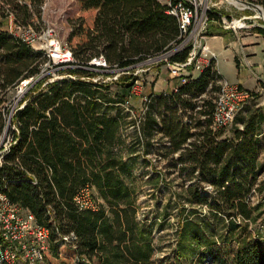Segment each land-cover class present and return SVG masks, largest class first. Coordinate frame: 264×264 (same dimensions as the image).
<instances>
[{"label":"trees","instance_id":"trees-1","mask_svg":"<svg viewBox=\"0 0 264 264\" xmlns=\"http://www.w3.org/2000/svg\"><path fill=\"white\" fill-rule=\"evenodd\" d=\"M43 1L31 0V6L40 11ZM249 1L264 8V0ZM79 4L82 14L71 20L66 37L78 65L102 55L109 67L133 72L144 59L167 50L178 34L176 18L166 13L159 0H79ZM0 10L2 19L11 11L17 21L15 15L23 12V24L30 16L29 7L16 0H0ZM2 19L0 103L22 79L36 76L41 62L40 53L6 31ZM185 56L182 51L171 60ZM65 71L73 77L43 87V81H38L29 89L23 106L13 114L9 146L0 155V191L50 230L47 264H154L153 237L136 219L131 165L137 146L143 152L150 150L155 132L167 138L168 155L178 152L177 157L168 158L170 167L181 181H191L182 187V194L189 201L206 204L208 210L199 212L200 220L216 218L231 225L237 219L244 223L258 216L251 196L258 180L256 134L263 117L251 115L241 129L235 127L231 136L220 137L221 128L211 126L212 92L221 77L213 63L177 92L150 96L140 127L147 140L140 142L136 136L128 147L121 138L126 117L121 104L135 75L122 74L119 93L111 95L102 91V87L108 90L107 83L81 79L95 72L82 67ZM180 111L190 123L183 121ZM4 126L0 113V134ZM192 127L198 131L191 133ZM205 183L212 185L209 197L202 193ZM260 185L264 187V179ZM85 186L96 199L95 210L79 209L73 201ZM193 214L188 211L181 218L177 257L183 256L181 245L187 239L191 245H200L194 220L199 215ZM71 233L73 242L63 240ZM216 264H264V247L258 240L240 238L229 259Z\"/></svg>","mask_w":264,"mask_h":264},{"label":"rangeland","instance_id":"rangeland-1","mask_svg":"<svg viewBox=\"0 0 264 264\" xmlns=\"http://www.w3.org/2000/svg\"><path fill=\"white\" fill-rule=\"evenodd\" d=\"M44 1L45 6L43 9L39 8L40 11H38L37 7L31 6V0L30 6L25 4L30 9L27 24H23V21L26 20L23 12H18L15 15L18 21L14 20L20 24L22 23V25H31L37 29L49 25L55 29L59 39L66 43V37L71 28V20H75L77 16L82 14L79 0ZM213 1L216 3L215 8L221 13L225 23H230L231 20L245 15L248 27L241 31L240 35L242 37L248 35L256 37L259 34L263 47V50L256 55L248 54L247 50L240 48L239 51L241 52L238 51L236 53V60L234 61L230 50L217 53L209 46L216 52L218 67L227 80L234 81L238 76L247 74V88H245L252 94L250 101L236 113L233 121L221 128L222 135L220 137L231 136L235 127L241 129L244 121L251 115L263 117L256 134L257 146L259 148L257 159L258 180L253 185L252 192L254 191V195L251 196V203L252 205H258L259 214L252 221L241 223L237 219L231 225L228 220L216 218H210L208 221L200 220L199 217L201 215H199V212L208 210L206 204L200 205L194 201H189L182 194V187H186L191 181H181L174 169L170 167L168 158L177 157L178 152L173 153L172 156L168 155L164 150V146L168 145L167 138L162 137L161 132H155L152 135L150 150L143 152L141 145L136 147V152L132 153L133 160L131 165V180L135 186L137 197L136 219L153 237L154 264H216L219 259H229L230 255L235 252L240 238L258 240L264 247V187L260 185L261 180L264 179V21L258 17L259 14L255 8L247 5L245 1L259 5L263 11L264 8L260 4L249 0H234L235 3L231 4H228L224 0ZM243 5L246 7H243ZM4 7L7 8L8 6L5 5ZM10 14H12L11 11L2 19L0 10V19H2L4 29L9 26ZM221 15H219V18ZM259 28L263 31L260 32ZM223 31L227 32L231 30L219 25L212 24L210 26V36H213L212 34H221ZM224 37L228 38L229 35L225 34ZM249 59H252V61L250 62ZM214 67L216 68V63ZM116 68L109 67L107 68V72L88 71L91 73L95 72L93 76H99L100 78L118 74L116 78L106 81L109 85L108 90L102 87L103 92L111 95L119 93L118 81L122 74L135 75L136 79H133L134 84L131 91L124 100V103L121 104L123 113L126 115L124 118L125 124L121 131V138L124 145L128 147L135 142L136 136L140 138V142L147 140V137L142 135L140 127L144 121L145 112L149 108V97L162 93V91L166 92L163 87H170L171 91L177 81L170 77L161 53L141 61L133 72L121 73ZM65 69H57L55 73L60 75L66 74L67 76L65 77H68L69 74L66 73ZM217 80L216 85L218 88ZM209 87L211 86L209 85ZM31 88L33 86L29 89ZM26 93L24 88L20 90L19 87H14L9 91L7 97H4V101L0 103V113L5 122L0 139L9 136V132L13 126L12 117L15 107L20 106V103L24 102ZM198 108H200V105L196 106L194 110ZM113 112V110L110 111V113ZM153 112L155 113L156 109H153ZM180 114L183 116V121L190 123L189 119H185L188 116H184V111H180ZM197 131L198 129L195 127L190 129L191 133H196ZM257 188H260V191ZM211 191L212 185L205 183L202 193L209 197ZM94 200L96 201V199ZM188 211L194 212L193 216L199 215L194 220L200 229L199 235L201 241L200 245L196 246L191 245L192 241L187 239L181 245L183 256L177 257V235L180 230V221ZM73 240L74 238H69L67 241L73 242ZM74 261L77 262V259L75 258Z\"/></svg>","mask_w":264,"mask_h":264},{"label":"built area","instance_id":"built-area-1","mask_svg":"<svg viewBox=\"0 0 264 264\" xmlns=\"http://www.w3.org/2000/svg\"><path fill=\"white\" fill-rule=\"evenodd\" d=\"M21 4L30 6V0H17ZM166 6V13L176 18L178 34L171 46L161 56L165 61L167 70L172 79L177 82L171 91L177 92L179 87L193 78L194 73H200L210 63L213 67L217 60V54L208 43L210 26L219 25L231 30L235 35L248 27L247 17L242 15L225 23L220 12L215 8L213 0H159ZM231 4L232 0H224ZM45 1L40 5L43 9ZM243 7H246L243 5ZM248 7V6H247ZM219 15L221 17L219 18ZM215 16H217L215 18ZM9 26L6 31L19 37L34 51L40 53L41 62L36 76L22 79L15 87L25 92L38 80H43L41 87L47 83L64 78L66 74L55 73V70L67 67H82L83 69L107 72L109 65L104 57L99 55L92 57L86 65H77L70 48L59 39L55 29L45 25L39 29L31 25H22L14 20L13 14L9 15ZM186 51L183 60H171V57L179 52ZM126 68H116L121 73L128 72ZM105 76H83L81 79L107 83L106 81L116 78ZM69 77H73L68 75ZM218 88L214 92L212 124L213 129H219L231 123L238 111L247 104L252 94L245 87L229 82L226 79L217 80ZM28 90V91H27ZM25 102V100H24ZM15 107V111L23 106ZM14 111V112H15ZM15 128V126H12ZM5 139V140H4ZM10 137L0 139V155L8 148ZM2 157H0L1 161ZM73 201L79 209L95 210L97 205L91 196V190L85 186L75 194ZM50 230L40 225L35 216L28 210L11 202L0 191V264H45V252L49 245ZM74 238V235L63 236V240Z\"/></svg>","mask_w":264,"mask_h":264},{"label":"crops","instance_id":"crops-1","mask_svg":"<svg viewBox=\"0 0 264 264\" xmlns=\"http://www.w3.org/2000/svg\"><path fill=\"white\" fill-rule=\"evenodd\" d=\"M225 34L229 35V37L225 38L224 37ZM212 35L213 36H209V38L207 39L209 46L212 49H214L217 53H221L224 50H230L231 53L233 54L234 61L236 60L235 55L239 51L240 48L241 49L244 48L245 50H247L248 54H253V55L258 54L260 51L263 50L262 44H261L260 39H259V37H260L259 34L256 35V37L250 36V35L242 37V36L235 35L231 31H227V32L223 31L221 34H212ZM239 52H241V51H239ZM249 60H250V62L252 61V59H249ZM216 69H217V72L221 76L220 78L226 79V77L220 71V69L218 67L217 60H216ZM198 75H199V73H194L193 77H197ZM247 80H248L247 74L246 75L244 74V75L238 76V78L234 81H229V80L228 81L231 83L246 87L247 86ZM163 89H165L166 92H168V91H170L171 88L170 87H167V88L163 87Z\"/></svg>","mask_w":264,"mask_h":264},{"label":"water","instance_id":"water-1","mask_svg":"<svg viewBox=\"0 0 264 264\" xmlns=\"http://www.w3.org/2000/svg\"><path fill=\"white\" fill-rule=\"evenodd\" d=\"M245 3L247 5H250V6L254 7L255 10L258 12V14L261 13V12H264L263 9L259 5H256V4H253L251 2H247V1H245Z\"/></svg>","mask_w":264,"mask_h":264},{"label":"bare ground","instance_id":"bare-ground-1","mask_svg":"<svg viewBox=\"0 0 264 264\" xmlns=\"http://www.w3.org/2000/svg\"><path fill=\"white\" fill-rule=\"evenodd\" d=\"M232 3H235L234 0H232ZM258 17L264 21V12L259 13Z\"/></svg>","mask_w":264,"mask_h":264}]
</instances>
